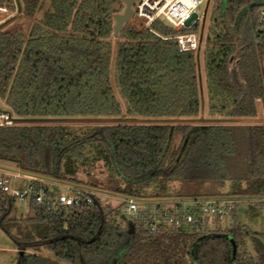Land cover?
Instances as JSON below:
<instances>
[{"label":"trees","instance_id":"obj_1","mask_svg":"<svg viewBox=\"0 0 264 264\" xmlns=\"http://www.w3.org/2000/svg\"><path fill=\"white\" fill-rule=\"evenodd\" d=\"M253 1L227 0L225 15L212 13L204 73L200 53L180 49L169 38L177 30L165 22L153 26L167 38L126 23L105 50L99 48L100 37L114 25L107 7L95 9L98 34L93 36L34 25L5 100L16 123L0 125V164L78 184L79 173L102 160L110 175L120 177L115 191L129 196L228 195L264 203V123L214 122L195 130L180 120L198 116L204 94L212 116L258 114V100L264 101V43ZM68 20L58 8L45 15L56 29ZM6 81L7 73L0 92ZM123 113L131 120L65 121ZM176 135L181 140L174 147ZM36 189L50 193L37 182ZM15 202L0 192V228L19 248L17 264H264V231L241 222L235 208L225 229H211L204 221L152 231L157 208L132 219L119 205L83 202L56 210L31 198L33 213L25 216L30 231L17 236L11 231ZM42 246L55 259L27 251Z\"/></svg>","mask_w":264,"mask_h":264},{"label":"built area","instance_id":"obj_2","mask_svg":"<svg viewBox=\"0 0 264 264\" xmlns=\"http://www.w3.org/2000/svg\"><path fill=\"white\" fill-rule=\"evenodd\" d=\"M34 0H0V34L4 36L16 35L25 41L29 38L34 25L66 34L67 36L98 34L94 27L95 9L107 7L113 16L125 3L123 0H107L100 4L99 0H54L55 8L69 15V20L63 29H56L45 21H36L31 16L30 6ZM210 0H135L132 15L127 23L137 30H151L162 36L154 29V23L165 22L177 32L169 38H174L180 49L198 51L201 47V34L192 30L193 26L201 19L200 7L207 6ZM259 5L258 21L262 24L260 35L264 43V0H254L253 5ZM124 9V8H123ZM36 22L29 24L28 29L22 31L25 21ZM167 38L166 36H162ZM101 39V38H100ZM264 63V51H263ZM15 117L8 111H0V125H14ZM25 179L26 183L19 185L17 180ZM36 182L46 185L49 194L44 195L43 190L36 189ZM55 185L59 186L56 191ZM0 192L13 197L16 201L29 203L31 198L45 202L52 209L69 208L87 202L99 203L107 207L110 200L116 196L94 189L88 185L63 182L55 179L44 178L25 172L16 166L0 164ZM53 193V194H52ZM111 198V199H110ZM124 201L119 210L123 215L135 219L142 212L157 208L160 210L150 224L152 231H158L162 226H181L190 223L207 221L209 227L216 225L218 220L226 216L234 208L239 197L228 195L185 196L158 199L150 197L124 196ZM164 200V201H163ZM159 204V206H157ZM156 209V210H157ZM157 210V211H158Z\"/></svg>","mask_w":264,"mask_h":264},{"label":"rangeland","instance_id":"obj_3","mask_svg":"<svg viewBox=\"0 0 264 264\" xmlns=\"http://www.w3.org/2000/svg\"><path fill=\"white\" fill-rule=\"evenodd\" d=\"M23 1V0H22ZM226 2L227 0H210L208 5L205 7H200L199 12L201 15V19L193 26L192 30L201 34L202 41H201V47L198 50L200 53V68L202 73L203 72V53L205 49V40L208 34V30L210 28L211 24V17L212 13L217 9V11L220 10L221 15H225L226 12ZM58 3V2H56ZM55 1L54 0H34L30 6L31 16L38 22H43V19L45 15L48 12L54 11L55 8ZM123 8H120L118 12H122ZM114 19V18H113ZM36 22H33L31 20L25 21L22 26V31L27 28L29 24H34ZM2 38V34L0 35ZM101 38V37H100ZM119 36L115 37L113 35V32L107 35L106 37H102L100 39L99 48L101 50H105V48L109 45V43H112L115 45L117 42ZM3 39V38H2ZM9 40V39H8ZM7 40V41H8ZM9 46L12 49H17V55L9 57L8 64H4L3 70L0 69V81L2 79V76L7 73V81L5 82V86L3 87V91L9 90L10 84L12 82L14 72L20 62L21 56H22V50L25 45V40L21 39L20 37L16 35H10ZM22 46V47H21ZM21 47V48H20ZM19 51V52H18ZM7 59V58H6ZM6 66V68H5ZM238 83L241 84V81L239 78H236ZM4 109H8V106L6 103H2L1 105ZM14 116V115H13ZM131 119L126 116L125 113H123L121 116H114L110 117L109 120H95V119H84V120H65L67 122L69 121H79V122H128ZM180 120L188 121L190 123L194 124V129H199L203 125L207 123H214V122H221V123H264V101L262 99L258 100V114L256 116L251 117H219V116H212L209 108H208V102L207 97H202V109L199 112L198 116L195 118H181ZM144 122H153V121H159L156 118H145L143 119ZM47 123L49 121H43V120H24L22 123ZM21 123V122H20ZM181 137L179 135H176L173 146L177 147L180 143ZM79 179L80 184L88 185L94 189H100L105 193H110L113 196H116L114 198H110V204L109 205H119L121 206L124 201V196H128L123 193H118L115 191V188L120 184V177L118 175L112 176L109 174V168L107 165L103 163L102 160L98 161L94 168L90 170V172L81 171L79 173ZM19 185H24L26 183L25 179H18L17 180ZM229 182L228 186H226L225 191L229 188ZM54 191L58 189L59 186L55 185ZM151 190V188H149ZM240 200L234 204L235 212L238 217V219L247 224L249 227L256 231H264V203H260L259 200L256 199H245L239 197ZM155 199V198H154ZM158 201V199H156ZM165 200V199H164ZM163 200V201H164ZM159 206V204H157ZM233 208V209H234ZM33 210L29 203L26 202H20L16 201L14 208L11 213V218L16 219L13 224L11 225V231L17 235L22 236L27 234V232L30 231V226L28 222L25 220V216L27 214H32ZM159 214V213H157ZM230 219L231 216H226V219L224 220H218L216 222V225L210 226L211 229H225L227 226L230 225ZM28 252H38L41 253L44 256H47L49 258H54L52 252H50L45 247H40L38 250H35L33 248L27 249ZM18 254H19V248L16 244V242L2 229L0 228V264H17L18 262Z\"/></svg>","mask_w":264,"mask_h":264},{"label":"water","instance_id":"obj_4","mask_svg":"<svg viewBox=\"0 0 264 264\" xmlns=\"http://www.w3.org/2000/svg\"><path fill=\"white\" fill-rule=\"evenodd\" d=\"M125 3V7L122 12L114 14V25H113V35L115 37H118L120 34L121 29L125 26V24L129 21L133 8L132 5L135 0H123ZM86 120V119H95V120H109L110 117H102V118H84V117H78V118H71V120Z\"/></svg>","mask_w":264,"mask_h":264},{"label":"crops","instance_id":"obj_5","mask_svg":"<svg viewBox=\"0 0 264 264\" xmlns=\"http://www.w3.org/2000/svg\"><path fill=\"white\" fill-rule=\"evenodd\" d=\"M10 51H11V48L9 46V42L6 39H4V38L2 39L0 37V69H1V71L3 70L4 64L6 62V58L8 57ZM11 52H12L13 55H17V49H12ZM7 93H8V90H6V91L2 90L0 92V111H5L6 110L1 105H2V103H5Z\"/></svg>","mask_w":264,"mask_h":264}]
</instances>
